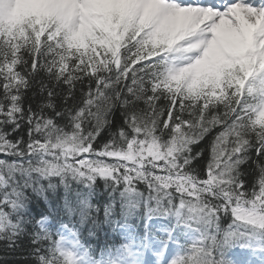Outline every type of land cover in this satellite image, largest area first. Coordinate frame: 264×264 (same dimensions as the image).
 <instances>
[{
	"label": "snow or ice",
	"instance_id": "6c2138e0",
	"mask_svg": "<svg viewBox=\"0 0 264 264\" xmlns=\"http://www.w3.org/2000/svg\"><path fill=\"white\" fill-rule=\"evenodd\" d=\"M0 264H264V0H0Z\"/></svg>",
	"mask_w": 264,
	"mask_h": 264
}]
</instances>
